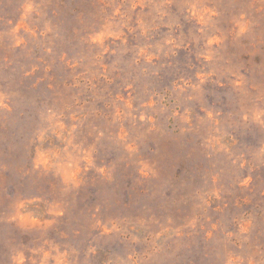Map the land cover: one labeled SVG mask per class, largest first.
Masks as SVG:
<instances>
[{"label": "rangeland", "instance_id": "1", "mask_svg": "<svg viewBox=\"0 0 264 264\" xmlns=\"http://www.w3.org/2000/svg\"><path fill=\"white\" fill-rule=\"evenodd\" d=\"M0 264H264V0H0Z\"/></svg>", "mask_w": 264, "mask_h": 264}]
</instances>
